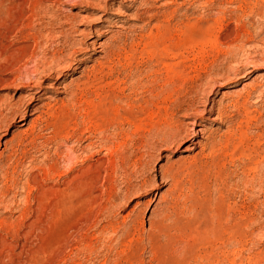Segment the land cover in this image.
Returning <instances> with one entry per match:
<instances>
[{
	"label": "rangeland",
	"instance_id": "obj_1",
	"mask_svg": "<svg viewBox=\"0 0 264 264\" xmlns=\"http://www.w3.org/2000/svg\"><path fill=\"white\" fill-rule=\"evenodd\" d=\"M25 1L0 0V45L2 44L0 63L6 62L8 56L10 58V52L25 42L21 36L17 35L14 31L16 28L12 25L15 18L24 10ZM65 1L69 3L50 4L44 21L48 20V13L61 19L67 15H74L76 18L73 21L78 24L76 29L89 31V40L84 45V53L76 57L79 59L70 60L72 65L62 72L59 80L61 83L57 82L54 87L46 88L38 101L31 100L33 96L31 91H34V88L20 86L16 89L8 85L0 86V102L16 100L20 96L23 97L25 104L32 103L33 107L44 103L55 104L57 99L67 97L70 81L85 79L86 74L89 75L91 70L85 72V69L98 66L99 63L106 65L103 70V79L105 78L107 82L115 81L113 84L115 93H128L129 90L126 87L137 78L142 84L147 81L153 61L141 44L135 51L136 42L145 35L150 26L142 22V13L146 9L141 5L142 0H107L108 13L92 11L82 3L72 2L73 0ZM99 1L104 4V0ZM169 1L171 0H154L153 8L147 9V15L175 10L177 12L175 16L187 17L191 21L203 17L208 20L218 18L223 19L222 34L233 33L234 26L239 29L241 35L243 34L241 38L245 40V44L236 51L233 50L235 53L232 51L234 56L222 55L215 64L224 72V75L228 74L229 79L222 77L217 80L218 82H213V79L205 77L208 79L205 82L204 76L202 77L198 94L191 95V100L196 106V115L189 111H181L174 116V120L185 125L184 127L190 131V138L180 146L165 149L158 146L153 151L154 157L151 158V162H147L145 159L149 158L146 144L130 145L128 149H121L120 158L114 156L112 166L115 165V169L110 168L112 175L109 177L108 188L103 192L101 178L94 185L95 194H97L95 200L76 193L71 206L62 209L63 211L60 210V213L58 212L59 214L49 221L34 222V218H31L27 222L30 224L33 221L30 227L22 226L16 229L10 227L9 229V227L0 226V264H50L48 260L55 245L60 247V260L62 259L58 264H205L203 258L221 245L220 243L224 242L228 235V231L225 230L216 231L217 234L222 235V239L208 234L216 215L224 212L229 219L240 217L239 211L243 205H250L249 209L252 211L255 222L248 230L247 245L242 252L244 258L235 259L234 264H248L249 262L245 260L248 256L252 258L258 256L257 263L264 264V159L258 165L254 163L248 165L249 150L258 143L262 148L259 149V156L264 157V114L257 122L252 121L254 115L256 116L260 111L264 112L262 109L264 108V0H247V2L244 0H238V2L237 0H175L174 4H170ZM238 6L242 7L241 10ZM97 26L105 27L93 33V28ZM73 37L80 38L79 35ZM42 44L40 46L42 49L39 47L38 56L44 54V51L49 54L53 47V43L49 41H43ZM122 44L126 48L125 52L121 50L119 58L115 57L112 63L106 62L104 53L109 51V46ZM198 73V70L185 69V74L193 78ZM115 76L118 77H116L117 80ZM42 79L44 78L39 77L37 80ZM207 81L211 87L213 86V92L204 98L200 90L210 89L206 84ZM117 82L119 86H114ZM247 91L251 92L250 98L243 109L235 101L241 102V96ZM187 95L185 94V100L190 98ZM201 101L205 102L200 103ZM33 107L30 106L29 112ZM219 108L222 110L221 115L218 112ZM183 112L187 114L185 117L181 116ZM32 117L34 115L28 116L27 120ZM18 125L19 123H16L8 127L7 134L2 136L0 151L4 149L3 142L27 127V125L22 127ZM39 126L41 130L34 134L33 138L29 137L20 146L13 147L15 151H11L9 146L3 150L0 173L8 169L10 178L5 185L3 184L5 179L3 180L0 174L2 179L0 180V190H2L0 200L9 208L2 209V205L0 206V219L5 218L9 223L19 220L17 208H20L23 202L25 189L28 188V178L33 175L38 176L37 181L43 182L45 187L47 186L46 189L62 188L65 181L69 179L68 176L63 175L67 166L63 155L68 148H73L72 152L79 156L84 153L81 147L86 142L83 144L75 141L74 138H68L66 141L61 138L55 139L50 128H45L43 123ZM109 127L107 135L111 139L110 145H113L111 141L121 140L126 130V133L129 132L126 125L119 129L111 124V121ZM39 128L37 126V129ZM240 128L245 131L243 135L239 133ZM223 133L230 135L227 141L223 140L221 136ZM208 135L212 138H208ZM97 137L99 135L96 133L93 140L98 142ZM132 138L134 139L135 136L132 135ZM211 139L217 143L212 153L214 155H208V150L203 149L207 146L204 144H208ZM107 157L112 161V157ZM193 157L196 159L193 160ZM52 160L57 163L56 167L63 174H60L61 177L56 175L43 180L42 172L37 167L43 164L46 166ZM170 163L176 164L175 168L164 175V170ZM83 165L75 164L69 175H78L81 178L84 174L95 172L94 169L87 171ZM218 172H220L219 176ZM53 195L52 191H48L45 197L47 202L44 201L46 207L51 206L49 204L55 201ZM151 222L160 227H151ZM42 225L44 228L41 227ZM139 236L141 240L136 241ZM244 239L243 237L241 244ZM69 243L70 246H68ZM29 248L30 252H40L31 254L30 258L27 254ZM235 256V254L229 255L224 259L221 255H219L220 258L215 255L209 262L230 264V260Z\"/></svg>",
	"mask_w": 264,
	"mask_h": 264
},
{
	"label": "bare ground",
	"instance_id": "obj_2",
	"mask_svg": "<svg viewBox=\"0 0 264 264\" xmlns=\"http://www.w3.org/2000/svg\"><path fill=\"white\" fill-rule=\"evenodd\" d=\"M153 1L154 0L141 1V5L146 7L144 12L142 13V22H144L145 25L150 26L145 35L142 38H139L135 45L136 51L137 46L141 44L142 48L147 51L149 58L153 61V66L151 67L150 73L147 76V81L144 84H142L141 80L137 78L136 80H134V82L131 83L130 86L128 85L129 87L127 86L128 88L126 87V89L129 90L128 93H115V87H113L115 81L107 82L105 78L103 79V70H105L104 68L106 65L104 66L103 63H99L98 66H93L91 68L85 69V72H88V70L91 69L90 74H86L85 79L70 81L71 85L68 88L67 97L59 100L57 99V102L55 104L50 105L44 103L41 106L33 107L32 103L25 104L23 102V97L20 96L16 100H4L3 102L1 100L0 142L2 140V136L7 134L6 131H8V127H12L16 123H19L18 127L27 125L25 129L19 130L17 133L12 135V137L8 141L2 143L4 145V149H7L9 146V148L12 149L11 151H15L16 149H14L13 147L16 148L20 146L25 139L32 137L39 130H41V126L39 125L42 123L45 128H50L52 130L55 139L61 138V140L65 139L66 141V139L68 138H74L75 141H80L83 144L86 142V144L81 147V150H83L84 152L81 156L72 152L73 148H68L66 154L63 155L65 156L63 159L66 158L65 160L67 161L65 174L60 173V170L56 167L57 163H54L53 160L46 166L45 164L38 166L37 169L42 172L41 178L43 177V180L56 175L61 177L60 174L68 176L69 179L65 181L62 188H50L48 186L49 188L46 189L47 186L45 187L43 182L41 183V181H37L38 176L33 175L32 177L28 178V188L25 189L26 192L23 196V202L22 204L19 202L21 204V207L17 208L19 220L9 223V221L7 222L5 218H1V227H9V229L10 227H12V229H16V227L21 228L22 226L30 227L33 221L30 224L27 222L31 218H34V222H37V220L49 221L50 219H53L56 214L58 215L60 213V210L67 209L71 206L76 193L82 194V196L88 199L92 198L91 200H95L97 194H95L96 188L94 185L96 184L98 179L101 178V183L104 187L103 192L106 188H108L107 184L109 183V177L110 175H112V173L110 174V172L112 171H110V168L115 169V165L114 167L112 166V162H114V156L120 158V156L122 155V150H125L130 145L134 146L141 143L146 144V148L148 149L147 155L149 159L145 160H147V162H151V158L154 157L153 151L154 149H156V147L161 146L162 149L175 146L178 147L184 141H186V139L190 138V131L184 127L185 125L174 120V116H176V113L181 111H189L191 114L196 115V106L191 100V95L194 96V94L198 92V87H200L199 85L201 84L200 81H202V77L204 76V79L205 77H208V79H213V82L220 80V78L222 77L229 79L228 74L224 75V72L220 68L215 66V64L220 56H231L233 50L236 51V49H238L242 44H245V40L241 38L243 34L241 35L239 29H237L235 26L233 33L228 35L222 34L223 19L214 18L213 20H208L204 19L203 17L202 19L199 18L196 21H191L187 17L181 18L175 16V13H177L175 10L168 12L162 11L160 13L147 15V9L153 8ZM244 1L247 2V0ZM59 2L64 3L68 1H25L24 10L21 11V13L15 18L12 24L14 25V28H16L14 29V31H16L17 35L21 36L25 42L19 47L14 48V50H12L11 48V52L8 49L10 52V58L7 55L8 59L6 60V62L0 63V86L4 87L12 85L13 87H16V89L20 86L31 87L32 89L34 88L35 90L31 91V93H33V96H31V100L35 99L38 101L39 98L45 93L46 88L48 89L54 87L57 82L61 83V81L59 80L62 77V72L72 65L70 60L79 59L76 57L84 53V45L88 43L89 40V31H87L86 29L78 31L76 29V26H78V24H75L76 22L74 23L73 21L76 18L74 15H67L61 19L55 17L56 15H53L52 13H48V20L44 21V18L47 16L46 13L49 11V5ZM72 2L82 3L86 7L91 8L92 11L99 10L102 13H108L109 9L107 0H104V4H101L99 0H73ZM169 3L174 4L175 0H171L169 1ZM239 8L237 9L241 10L242 7ZM234 9L236 10V8ZM152 22L153 24H151ZM104 27L105 26H97L93 28V33H97L99 30L104 29ZM78 35L80 36V38L73 37ZM43 41H49L53 43V47L49 54L44 51V54L38 56L39 47L41 46ZM0 46H2V44ZM109 47V51H106L104 53V59L109 63H112L113 59L115 57H118V55L122 52L121 50L124 51L126 49L123 47V44ZM187 68L191 70H198V75H196L194 78L193 76L186 75L185 69ZM200 71H202L201 74ZM39 77H43L44 79L38 81L37 79ZM116 77L117 76H115V79L117 80L118 77ZM209 82L210 84H212V80H210ZM209 82L207 81L206 83L208 84V88H210L209 90L203 89L200 90L201 92L199 91L202 96H204V98H206L213 92V86L211 87V85H209ZM114 86H119L118 82L117 85L115 84ZM252 90L255 89L252 88ZM188 93L190 94V98L187 95ZM250 93V91H247L245 95L241 96L242 101L241 99L239 100L241 102H238V100H236L235 103L240 104L239 106L244 109L248 103V99L250 98ZM185 94L188 96V100H185ZM202 102L205 101H201L200 103ZM30 106L33 107L31 112H29ZM41 107L42 109H40ZM262 109L264 110V108ZM221 111L222 110H220L219 108V115L222 114ZM263 114L264 112L262 111L258 112L256 116L254 115L252 121L257 122L262 118ZM30 115H34V117L27 120L28 116ZM186 115L187 114L185 113L181 114V116L184 117ZM110 121L111 124L115 125V127L119 129H121V126L126 125L129 131L128 133H126V130L125 133H123L124 136H122L121 140L111 141V144L113 145L109 144L111 139L109 138L110 136L108 137L107 135V129L109 127ZM37 126L40 128L37 129ZM96 133L99 135V137H97L99 138L98 142L93 140L95 139L94 137ZM120 133L121 132L119 130V134ZM239 133L242 135L245 133L243 128H240ZM132 135L135 136L134 139L132 138L133 140L131 139ZM227 135L228 134L224 133L221 135L224 141H227L228 138H230V135ZM209 137L210 136L208 135V138ZM215 142L216 141H213L211 139L208 144H204L207 146H205V148L203 149L208 150V155H214L212 153H214L215 145L217 144ZM260 148L261 147L259 143L255 147L250 148L248 154V165L252 163L258 165L262 162L264 157L261 158L259 156V151L262 149ZM3 150L0 151V164L4 155ZM10 153L12 154V152ZM107 156L112 157V161H110V158H108ZM195 159L196 157H193V160ZM90 160H92L93 162H88ZM77 163L84 164L83 167L87 169V171L94 169L95 172L92 171V173L90 174H84V177L83 175L82 177L80 176L81 178H79L78 175H69L70 171ZM175 165L173 163L168 164L164 170V175L172 171L175 168ZM9 172L8 169H4L2 171V174L0 173L3 180L5 179L4 182L2 181L5 185H7V179L10 178ZM219 175L220 172H218V176ZM4 188L6 189V187ZM0 191L2 192V190ZM48 191H52L54 193L53 196L55 201L52 204H49L51 206L46 207L44 201L46 200L45 197L47 196ZM1 192L0 194H2ZM49 200L48 202H50ZM2 203L3 201L0 200V206L2 205L3 207L2 209L9 208L7 204ZM249 206L250 205H243V207L239 211L240 217H231L229 219V217H227L224 212H220L216 215L215 222L211 223L208 234H210L211 237L222 239V235L217 234L216 231L221 232V230H225L228 231V235L225 241L220 243L221 245H219L210 254L206 255V258H203L205 264H211V262L209 261L215 255L218 258H220L219 255H221L225 259L229 257V255L231 256L235 254L236 256L230 260V264H234L235 259L244 258L242 252L247 245L248 230L252 223L255 222ZM156 223L160 224L161 222ZM150 226L153 228L160 227L159 225L156 226L154 222H151ZM41 227L44 228L43 225ZM96 236H98V234ZM243 237L245 239L243 241V244H241ZM140 240V236L136 238V241ZM45 241L47 242V240ZM68 241L69 240H67L66 242ZM68 246H70V243ZM30 248L27 250V254L29 255V257L31 256V254L35 252L37 253V251L30 252ZM50 255L51 257L48 260L50 264H58V262L62 260H60V247L58 248V246L56 245L55 247H53V251H51ZM257 257L255 256L252 258L248 256L245 260L252 264H258ZM48 261L46 262L48 263Z\"/></svg>",
	"mask_w": 264,
	"mask_h": 264
}]
</instances>
